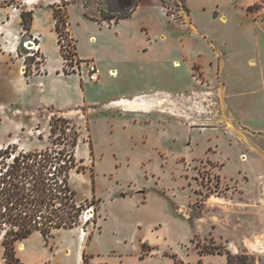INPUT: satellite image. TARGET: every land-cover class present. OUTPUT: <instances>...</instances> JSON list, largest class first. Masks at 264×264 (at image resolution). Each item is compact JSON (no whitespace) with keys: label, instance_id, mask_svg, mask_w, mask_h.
Listing matches in <instances>:
<instances>
[{"label":"rangeland","instance_id":"374dc122","mask_svg":"<svg viewBox=\"0 0 264 264\" xmlns=\"http://www.w3.org/2000/svg\"><path fill=\"white\" fill-rule=\"evenodd\" d=\"M57 1L72 61L66 66L49 27L43 42L48 67L62 66L58 75L36 74L45 62L39 51L21 55L22 74L0 62V148L72 151L68 182L86 211L74 233L35 231L18 241L23 264H227L217 249L231 251L234 264H264V35L262 64L253 19L243 24L233 0H161V8L143 0L115 27L102 23V9L114 14L107 0ZM12 2L21 9L23 0ZM81 3L99 23L82 21ZM40 11L38 22L50 26L49 10ZM209 37L229 39V56H217ZM88 60L101 68L97 82Z\"/></svg>","mask_w":264,"mask_h":264},{"label":"trees","instance_id":"16d2710c","mask_svg":"<svg viewBox=\"0 0 264 264\" xmlns=\"http://www.w3.org/2000/svg\"><path fill=\"white\" fill-rule=\"evenodd\" d=\"M54 9L60 34L66 29L67 15L63 6ZM101 13L102 20L109 22L124 18L104 9ZM21 17L25 33L32 37L33 11L21 7ZM74 134L72 149L77 146V134ZM71 155L72 151L62 153L56 149L25 152L15 145L0 148V240L4 246V264H23L16 254V243L28 239L35 231L48 238L55 229H72L80 223L86 207L78 203L76 192L68 182L72 163L67 162ZM215 248L206 253H213ZM217 250L219 254H227V264H234L236 257L231 251Z\"/></svg>","mask_w":264,"mask_h":264},{"label":"crops","instance_id":"0c3cea01","mask_svg":"<svg viewBox=\"0 0 264 264\" xmlns=\"http://www.w3.org/2000/svg\"><path fill=\"white\" fill-rule=\"evenodd\" d=\"M233 1H235V6L240 7V9L243 12V18L241 21L243 24L246 22V20H245L246 18L253 19L252 23H253V27L255 29V34H254V36H250V39L252 42H254V46L256 47V50L260 53V55H259L261 58L260 63L263 64L262 54H261V49L263 47V43H261V39H262V36L264 35V19L259 18L261 15L259 5L264 0H239V1L233 0ZM42 2H44V0H23L22 8H24L26 10H32L33 11V24H32L31 30H30V35L37 38L36 42L38 43V51L45 57L43 72L42 73H36V74L41 75V76L47 75V76L53 77V75L59 74V72L62 69L61 68L62 66L58 65V66H54L52 68L48 67L49 55H48L47 48L43 42V36H44V33L47 30H49V27H50L51 32L54 34V36H56V40L59 37L58 31L56 28V18L54 15V8H53V5L55 3H57L58 1L52 0V1H49L48 3H42ZM142 2H143V0H137V4H136L135 8L133 9V11L131 12L130 17L128 16V17L121 18V19H119V21L117 20V22H114V21H116L115 19L111 20L112 22L104 20L102 23H106L109 26L114 25L115 27H117V26L121 27L122 26L121 24L125 20H131L132 18L135 17V14L137 13L139 6L142 4ZM155 2L161 8V5H162L161 0H155ZM186 2L188 3V0H186ZM71 3L72 2L70 1V3L67 6V12H68V17H69V29L71 31L72 36L74 37L75 34H74L73 26L71 23V12H70V8H71L70 6L72 5ZM109 3H111V0H107V2H106L107 11H109V9H108ZM15 5H16V3L12 2V1L7 2L6 5H3V6L0 5V62L4 61L6 63L5 68L7 70L8 69H11V70L12 69H15V70L18 69V72L21 73L22 72L21 68L24 67V59L21 56L23 54L21 53V48H20V38L23 35L22 33L24 32V29H23V25H22L21 9H19L18 6L16 8ZM219 7H220V4H217V8H219ZM41 8H46L49 10L50 13H48V15L50 16V19L48 17L47 20H49L48 22L50 23V26H47V24L44 22H42V24H40V22H38V18H39V14L41 12L40 11ZM81 8H82L81 9V15H82V21L83 22H85V21L98 22V21L93 20V19L86 16V8L82 5V3H81ZM216 12H217V16H219V19L221 20V22L227 24L229 20H228V16L226 15V13L218 12V11H216ZM15 20L19 24H18L17 29H12V24ZM209 38L211 39V43L214 44V46L217 49L215 51L217 56H219L220 54H225V53H226V55H228L225 47H223V44H225V43L220 42L218 40V37H216V38L209 37ZM224 40H225V38H224ZM204 41H205V43H207V46H208V40H204ZM225 41H226L225 45L229 46L230 40L226 39ZM76 42H77V40H76ZM209 45H210V43H209ZM76 46H77V43H76ZM58 49H59V45H58ZM209 49H211V52L214 53L213 48L210 47ZM59 51H60L61 58H63L60 49H59ZM77 53H78L79 57L82 58L78 52V48H77ZM0 69H1V67H0ZM110 71L112 72L113 70L110 69ZM126 93L127 92H122V94H118V95L121 97L127 96ZM88 102H90V100L87 99V96H82V103L86 104ZM117 103L121 104V101H118ZM130 105H131L130 108L132 109L134 107L132 102L130 103ZM49 106L56 107L54 104L53 105L47 104V107H49ZM66 230L74 233V231L71 229H66ZM78 251H79V249H78ZM68 253H69V251L67 252V254ZM141 260L143 262H147L146 257L141 258ZM174 264H176V263L174 262Z\"/></svg>","mask_w":264,"mask_h":264},{"label":"built area","instance_id":"2783aa9c","mask_svg":"<svg viewBox=\"0 0 264 264\" xmlns=\"http://www.w3.org/2000/svg\"><path fill=\"white\" fill-rule=\"evenodd\" d=\"M259 9L261 13L264 14V1L260 3ZM58 36H59V39H58L59 47H60V50L63 51L64 53V55L62 56L67 66V64L72 61V59L69 58V56L71 55L70 49L72 46L71 37L68 34L67 29H64V32L60 34L58 33ZM36 41H37V38L32 36V39L30 40V42H32V53H31L32 55H35L38 52V43ZM86 65L88 67L89 80L92 82L99 81L102 75L101 68L93 60H88L86 62Z\"/></svg>","mask_w":264,"mask_h":264},{"label":"water","instance_id":"95a60500","mask_svg":"<svg viewBox=\"0 0 264 264\" xmlns=\"http://www.w3.org/2000/svg\"><path fill=\"white\" fill-rule=\"evenodd\" d=\"M136 4H137V0H111L108 9L109 12L111 13L122 15L125 17L133 11ZM31 39H32L31 36L29 38L25 37L24 40L22 41L23 44H20L21 53L23 54V56H27L32 53V48L31 49L26 48L27 44L28 46L32 47V42H30Z\"/></svg>","mask_w":264,"mask_h":264},{"label":"bare ground","instance_id":"6f19581e","mask_svg":"<svg viewBox=\"0 0 264 264\" xmlns=\"http://www.w3.org/2000/svg\"><path fill=\"white\" fill-rule=\"evenodd\" d=\"M179 65V64H178ZM113 75L114 74H116V71L115 70H113L112 72H111ZM152 97V98H151ZM168 97V96H167ZM153 98H154V96L152 95V96H150L149 98L148 97H141V98H136L134 101H132V104H133V106L135 107V106H138V105H144V104H150V100L152 99L153 100ZM164 99V98H166V96L164 95L163 97L161 96V98H159V99ZM133 107V108H134ZM132 108V110H135V109H133ZM131 109V108H130Z\"/></svg>","mask_w":264,"mask_h":264}]
</instances>
